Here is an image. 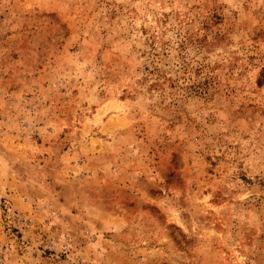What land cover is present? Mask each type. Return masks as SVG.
Listing matches in <instances>:
<instances>
[{"label": "rangeland", "instance_id": "1", "mask_svg": "<svg viewBox=\"0 0 264 264\" xmlns=\"http://www.w3.org/2000/svg\"><path fill=\"white\" fill-rule=\"evenodd\" d=\"M0 264H264V0H0Z\"/></svg>", "mask_w": 264, "mask_h": 264}]
</instances>
